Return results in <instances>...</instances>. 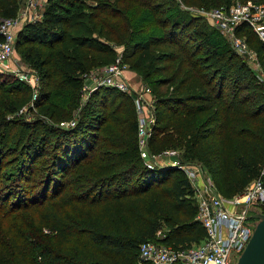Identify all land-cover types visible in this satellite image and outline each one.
<instances>
[{
    "label": "trees",
    "instance_id": "1",
    "mask_svg": "<svg viewBox=\"0 0 264 264\" xmlns=\"http://www.w3.org/2000/svg\"><path fill=\"white\" fill-rule=\"evenodd\" d=\"M90 1L46 0L41 18L15 33L37 72L42 117L7 118L31 88L16 79L0 87V264H135L138 244L161 225L163 243L203 237L185 174L144 165L131 94L100 86L73 127L58 125L79 105L81 74L112 62L117 46L155 98L150 153L198 157L224 195L264 161V82L205 17L178 0ZM233 1L181 0L203 8ZM19 4L0 0V20ZM243 32L264 71V44Z\"/></svg>",
    "mask_w": 264,
    "mask_h": 264
},
{
    "label": "built area",
    "instance_id": "2",
    "mask_svg": "<svg viewBox=\"0 0 264 264\" xmlns=\"http://www.w3.org/2000/svg\"><path fill=\"white\" fill-rule=\"evenodd\" d=\"M178 1L182 8L192 14L205 17L226 39L231 49L244 58L254 75L264 82L258 53L250 46L243 32L244 28L250 30L264 44V5L253 0H234L227 5L203 8ZM18 23L17 16L0 20V69L16 73L20 81L34 88V75L13 68L11 63L16 33L14 29ZM117 49L112 62L81 74L80 104L83 105L90 93L100 86L115 87L132 95L137 114V145L144 165L150 169L170 166L185 174L196 201L195 219L204 230L203 237L189 246L142 241L138 244L135 264H235L234 259L245 247L256 224L257 219L252 215L264 211V161L257 175L240 191L224 195L218 191L211 177L208 176V181L201 183L197 170L183 161L176 149L150 153L148 136L154 122L155 98L145 83L141 84L139 92L131 89L123 73L126 63L122 61L121 48ZM32 95L35 99L37 91L34 90ZM76 121L77 114L71 119L59 121L58 125L71 128Z\"/></svg>",
    "mask_w": 264,
    "mask_h": 264
},
{
    "label": "rangeland",
    "instance_id": "3",
    "mask_svg": "<svg viewBox=\"0 0 264 264\" xmlns=\"http://www.w3.org/2000/svg\"><path fill=\"white\" fill-rule=\"evenodd\" d=\"M45 1L46 0H19V3H20L19 8H18L17 13L15 15L18 17L19 23L17 25L18 27H16V29H14V30H16V31L19 30L24 25L25 22L35 21V20L40 19L41 18V12L43 11V8L45 5ZM86 2H92V1L86 0ZM26 46H27L26 44H22L21 47L20 46L17 47V46H15V43H14V53H13L14 55H13V59L11 60V63L13 65V68H17L20 71H29L32 75H34L33 79L36 82V87L32 88L31 85L28 84L31 88L30 97L27 99L26 103L18 106L14 112L6 115L7 118H10V119L15 118L14 116H17V117L22 116L26 120H31L32 118H37V117L41 118L42 117V115L39 113V109H37L34 106V103H33L34 99H33V95H32L34 90H36L38 92L37 72L30 64H28L24 60V58L22 56V51H25V49L27 48ZM117 48H122V47L117 46ZM252 67L255 68L253 65H252ZM125 70H128L126 72V76H127V78H130V79H128L130 81V83H129V81H128V83L132 87L131 89L135 90L136 92H139L138 90H139L141 84L143 83L142 80L140 79V76L128 64H126ZM261 70L264 74V71L262 68V63H261ZM255 78L258 82L260 81L257 77H255ZM15 79L19 80L16 73L8 71V70L0 69V87L3 86V84L11 82ZM146 85H148V84H146ZM163 92H165V87H161V88L157 89V94H161ZM151 93H152V91H151ZM152 96H154V95L152 94ZM78 104H79L78 107L72 111L71 117L65 118L61 121L71 119L73 116H75L78 113L79 108L82 106V104H80V99H79ZM26 114H28L27 118L25 117ZM6 144L8 146H13V140L9 141V142L7 141ZM177 151H178V155L182 158L181 151L179 149H177ZM7 152L8 151H6V153ZM7 154L10 155V153H7ZM185 162H187V164H189L191 166V168H194L195 170H197V172L199 173L200 179H201V183H202V181L204 183L207 182L208 176L212 178L211 174L209 173L210 171H209L208 167L198 157H195V158L190 159V160H185ZM79 168H80V166H79ZM79 168H77L76 170H78ZM6 181L7 180H3V179L0 180V188L4 187V184H6ZM212 181H214V180L212 179ZM215 186H216V184H215ZM216 188L218 189L217 186H216ZM218 191H219V189H218ZM166 232H167L166 227L164 225H161L159 227V229L157 230V232L154 236V239H152V240L157 241L156 239L164 238L166 236ZM238 256L239 255H237V257ZM237 257L234 259V263L236 262Z\"/></svg>",
    "mask_w": 264,
    "mask_h": 264
},
{
    "label": "water",
    "instance_id": "4",
    "mask_svg": "<svg viewBox=\"0 0 264 264\" xmlns=\"http://www.w3.org/2000/svg\"><path fill=\"white\" fill-rule=\"evenodd\" d=\"M256 224L235 264H264V211L253 214Z\"/></svg>",
    "mask_w": 264,
    "mask_h": 264
},
{
    "label": "crops",
    "instance_id": "5",
    "mask_svg": "<svg viewBox=\"0 0 264 264\" xmlns=\"http://www.w3.org/2000/svg\"><path fill=\"white\" fill-rule=\"evenodd\" d=\"M41 13H42V12H41ZM17 27H18V26H17ZM127 71H128V70H124L123 73H124V77L126 78V80L129 81L128 79H130V78H127V76H126V72H127ZM129 83H130V81H129Z\"/></svg>",
    "mask_w": 264,
    "mask_h": 264
}]
</instances>
